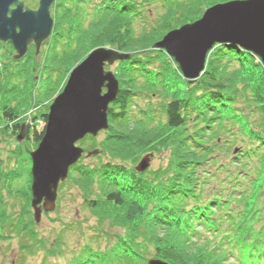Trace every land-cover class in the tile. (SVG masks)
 <instances>
[{"label": "trees", "instance_id": "16d2710c", "mask_svg": "<svg viewBox=\"0 0 264 264\" xmlns=\"http://www.w3.org/2000/svg\"><path fill=\"white\" fill-rule=\"evenodd\" d=\"M64 1L54 2L55 22L50 40L62 53L46 55L54 62L53 71H59L60 65L65 63L61 79H67L68 70L70 72L97 46L113 47L131 54L139 52L137 56H145L147 49L150 50L152 44L168 31L200 18L208 6L230 0H102L99 15L91 23V34L86 35L88 43L82 23L84 9L81 3L84 0H71L73 5L68 7ZM150 1L165 8L159 25L135 37L130 26L131 10L137 17L142 12V5ZM213 48L216 49L207 54L203 73L194 82L196 89L174 94L166 104L167 121L163 129L150 127L151 122L133 125L128 111L135 87L129 82L133 81L136 71L140 77L149 80L147 69L139 66L147 61H120L138 66L129 64L117 75L120 89L109 106V126L103 130L104 139L99 148H96L95 136L86 135L79 141L85 143L83 148L87 157L86 153L94 150L97 152L89 156L105 154L117 161L136 154L138 158L131 160L133 164L143 152L155 154L164 147L170 149L166 167L158 169L156 174L147 169L142 172L134 168L128 170L125 161L115 160L70 167L74 170L76 184L84 193H91L95 184L101 187L102 201L96 203L93 198L87 202L89 209L98 216V223L108 221L117 227H129L126 236H116V245L109 250L112 264H131L133 258L128 256L127 250L144 264L150 258L170 264H264V208L259 201L264 200V66L257 55L239 46L216 44ZM156 49L150 51H159ZM232 62L237 64L231 70ZM45 65L44 62L42 66L47 67ZM173 65L179 70L176 63ZM126 77L131 79L128 83ZM153 84L149 83L150 86ZM249 87L251 91L247 90ZM32 93L30 96L34 100L26 108L11 103L1 106L0 135L14 134L17 140L21 125L25 124V139L34 140L36 147L44 131V127L41 130L37 127L46 123L49 104L42 111V104L35 102ZM13 95L12 99L17 98ZM205 95L206 98H201ZM239 97H246L247 103L238 105ZM213 122H217L215 128L211 125ZM222 133L230 135V139L220 143ZM238 136L242 147L237 155L219 150L221 147L225 151L231 150ZM216 153L220 156L228 154L229 161L224 162ZM210 163L215 168L204 176L202 184H198L200 165ZM148 172L149 182L139 176ZM0 211L1 226L5 228L7 224L16 232L25 229L19 227L24 223L23 218L15 222L10 218L2 199ZM174 215L178 219L173 222ZM157 218L162 222L155 220ZM138 239L155 243L149 256ZM97 254L102 253L97 251Z\"/></svg>", "mask_w": 264, "mask_h": 264}, {"label": "rangeland", "instance_id": "374dc122", "mask_svg": "<svg viewBox=\"0 0 264 264\" xmlns=\"http://www.w3.org/2000/svg\"><path fill=\"white\" fill-rule=\"evenodd\" d=\"M22 1L29 8H37L38 0ZM54 2L50 7V15L53 19L52 31L55 22ZM101 3L102 0H84L81 3L84 9V22L82 23L87 31L85 32L86 41L89 39L86 35L89 36L91 34L90 29H93V27L91 28V23L99 15V9L102 7ZM146 3H141V5L143 4L141 7L143 9L142 12L138 13L137 17L134 16V11L132 10L129 15L130 26L133 29V35L135 37H139L143 32L151 31L157 27L159 25L160 15L165 10L159 3L152 1ZM64 4L66 7L73 5L71 0H65ZM50 40L51 38L41 46L37 55L34 54L35 47L30 45L27 53L19 60L12 57L14 49L9 43H0V108L3 104L8 105L9 103L26 108L34 100V97L30 96L34 92L35 102L42 104L43 107L41 110L43 111V108L48 107L53 98L62 90L63 83L66 82V78L61 79L63 70L65 69V63L60 65L59 71H53L51 66L54 62L46 58V55H51L52 53L60 52L59 55H61L62 50L60 51L58 45L54 48V42H50ZM149 49L152 50L154 48L150 47ZM212 49L215 50L216 48ZM150 50L147 49L146 52L148 54L145 56H137L136 53L139 52H132V56L133 53L135 55L129 59V61H136L138 59L147 61L145 65L140 64L139 66L147 69L150 78L147 80L148 77H140L137 71L133 74L132 82L130 81L131 79L126 77L128 80L127 83L130 81L129 83L135 87L129 102L128 113L131 116L130 119L133 125L137 126L139 123L149 124L151 122L149 124L150 127L161 129L167 121L165 106L170 101L172 95L185 94L187 89L195 88L196 84L194 83L195 81L193 83L185 81L186 79L183 78L180 71L173 65L172 58L164 50L156 49L159 51L154 52ZM44 62L47 67L42 66ZM129 64V62L116 61L112 65H109L106 70L112 71L117 77L121 68L127 67ZM136 64L133 63L130 66L135 67ZM236 64V62H232V66H229V69H234ZM27 67L29 69L25 70ZM156 71H158L157 74ZM159 78L160 80L158 81ZM149 83L154 84L150 86ZM140 85L141 87H139ZM247 90L251 91L250 87ZM13 94L17 98L12 99ZM28 94L30 97L26 96ZM20 96L23 97L21 98ZM24 96H26V99H24ZM201 98H206V95ZM202 101L204 102L205 100ZM236 102L242 106L247 103V98L239 97ZM47 104L49 105L47 106ZM190 104L192 107L193 102L190 101ZM184 113L187 114L189 111H185ZM254 118L257 119L258 116L255 115ZM238 122L241 123L242 120ZM215 124L217 122L211 123L214 128L216 126ZM37 128L41 130L40 127ZM243 128L246 129V127ZM223 135L224 133L220 135V143H223L227 138L230 139V135ZM15 136L14 134L0 135V199L4 201V209L10 215V218L14 219V222L23 218L22 221L24 223L20 224L19 227H25V229L16 232L11 230L7 224L4 228L0 223V264H112L109 257V250L116 245V240H118L116 236H126V231L129 227H117L113 223L109 224L108 221L98 223V216L89 209L87 202L93 198L96 199L94 200L96 203L97 200L98 202L102 201L103 193L100 191L101 187L99 184L93 185L94 187L91 193L86 194L76 184L73 175L74 170L71 171L69 169L67 177L58 185L55 209L48 213L43 211L39 222H35L30 204V151L35 149V146H33L34 140L28 138L24 139L26 141L17 142ZM103 139V131L98 132L94 141L96 148H99V143ZM240 139V136H238L237 143L232 146L231 150L225 151L223 147L219 150L237 155L242 147V143L239 141ZM77 144L82 147L85 145L83 142H78ZM147 153L149 152H143L137 162ZM216 154L226 163L230 159L228 158V154H222V156L218 153ZM169 155L170 149L168 147H164L162 151L156 152L152 156L147 170H150L151 174L158 173V169L166 167L169 161ZM83 156L80 163H77L78 161L76 162V165H79L78 167L81 165L82 167L92 166L99 160H115V162L125 161L124 164L128 170L134 168L137 164V162L133 164L131 160L138 158L136 154H133L131 158L124 161H117V158L113 160L112 157L110 158V156L105 154H101L100 157H87L85 154ZM214 168L215 166L211 163L200 165L198 171L201 175H199L200 179L198 184H202L205 178L204 176L209 174L208 172ZM150 173H141L139 176L149 182L150 178L148 174ZM112 179L114 178L112 177ZM203 185L210 186V184ZM204 189L206 191L210 190L209 188ZM226 190L229 189L226 188ZM226 190L224 189V191ZM131 198H134V196ZM129 201L131 200L129 199ZM259 201L263 209L264 200L262 201L263 203L261 200ZM27 210L30 211L27 212ZM159 218L155 220L162 222V219ZM173 218V222L178 219L175 215ZM165 227L169 229L167 225ZM31 235L36 238H31ZM138 240L143 246L142 249L144 248V252L149 256L150 252L154 250L155 243L141 239ZM32 244L34 245L32 246ZM122 246L125 248L126 245L123 243ZM97 251L102 254H97ZM126 252L130 258H133L131 264H144L140 258L134 257L130 251L127 250Z\"/></svg>", "mask_w": 264, "mask_h": 264}, {"label": "water", "instance_id": "95a60500", "mask_svg": "<svg viewBox=\"0 0 264 264\" xmlns=\"http://www.w3.org/2000/svg\"><path fill=\"white\" fill-rule=\"evenodd\" d=\"M53 2L38 0L37 8L30 9L23 1L0 0V43L11 42L14 59L22 58L30 45H34L37 55L49 40ZM214 44L247 49L264 66V0H230L208 6L200 18L168 31L151 48L164 50L188 83H193L203 73L207 54ZM131 56L104 45L93 48L70 70L62 90L51 101L43 134L30 151V204L35 222H39L43 211L55 209L59 183L84 153L78 141L87 134L96 136L109 126L108 105L119 93V81L112 71L105 69V64L112 65ZM24 135L22 124L17 140L22 141ZM96 152L89 151L86 155ZM152 156V152L145 154L135 170L147 169ZM147 264L170 263L150 258Z\"/></svg>", "mask_w": 264, "mask_h": 264}, {"label": "flooded vegetation", "instance_id": "af4514ba", "mask_svg": "<svg viewBox=\"0 0 264 264\" xmlns=\"http://www.w3.org/2000/svg\"><path fill=\"white\" fill-rule=\"evenodd\" d=\"M19 1H22V0H19ZM37 6H38V4H37ZM11 7H14V6H11ZM27 8H29V7H27ZM30 9H32V8H30ZM6 43H9V45L10 46H12V44H11V42L10 41H7ZM2 44H5V43H2ZM34 46V45H33ZM13 47V46H12ZM14 54H15V52H14ZM14 54H13V56H14ZM12 56V57H13ZM109 65L108 64H105V69H108L107 67H108ZM103 91H105V88H103ZM27 133H26V131H25V135H26ZM25 135H24V139H25ZM23 139V140H24Z\"/></svg>", "mask_w": 264, "mask_h": 264}, {"label": "built area", "instance_id": "2783aa9c", "mask_svg": "<svg viewBox=\"0 0 264 264\" xmlns=\"http://www.w3.org/2000/svg\"><path fill=\"white\" fill-rule=\"evenodd\" d=\"M42 124H40V126H41Z\"/></svg>", "mask_w": 264, "mask_h": 264}]
</instances>
